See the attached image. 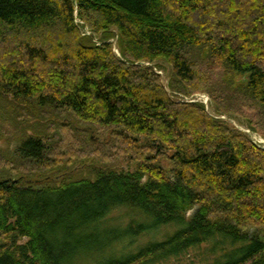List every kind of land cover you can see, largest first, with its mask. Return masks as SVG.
I'll list each match as a JSON object with an SVG mask.
<instances>
[{
    "label": "trees",
    "instance_id": "16d2710c",
    "mask_svg": "<svg viewBox=\"0 0 264 264\" xmlns=\"http://www.w3.org/2000/svg\"><path fill=\"white\" fill-rule=\"evenodd\" d=\"M194 93L264 138V0H0V264H264V149Z\"/></svg>",
    "mask_w": 264,
    "mask_h": 264
},
{
    "label": "rangeland",
    "instance_id": "374dc122",
    "mask_svg": "<svg viewBox=\"0 0 264 264\" xmlns=\"http://www.w3.org/2000/svg\"><path fill=\"white\" fill-rule=\"evenodd\" d=\"M77 23H80V22L77 21ZM82 33H83V35L90 34V32L87 30L86 27L84 29H82ZM110 42L113 43L114 52L116 54H119L118 49L116 47V37L110 39ZM155 63L158 64V66H161V68L160 69L157 68L156 71L160 75L162 85L170 93V90L168 88V82H169V79L171 77V67L161 60L156 61ZM227 79L232 81L234 83L233 85L237 86L241 82H246L247 76L243 77V76H239L236 74H231V75L227 76ZM173 99L176 101L180 100V101L202 103L205 107V110L211 116L215 117L216 119H220V120L226 122L228 125L233 126L237 129L243 131L245 134H247V136L250 138V140L254 144L259 145V146H261V145L264 146V138L259 136L257 133L250 132L249 129L246 128V123L242 119L241 116L237 115V113H225V112L223 113L222 111L217 110L215 104L212 102V100L210 99L208 94H206V93H194L193 95H190V96H183V95L177 94V97H174ZM64 122L65 123L68 122L67 119L64 120ZM11 123L13 124V121H11ZM73 125H75V124H73ZM76 125H78V124L76 123ZM4 130H6L7 132L4 133L5 138H0V154H1L0 155V168H7V166H9V165L5 166L3 164V162H5L7 164L11 161L10 159L13 157L12 151L15 148V144H16L14 142V136L15 135L13 133H15V132L12 128V125L11 126H9V125L4 126ZM98 133H99V135L96 134L95 132L90 131L91 139L93 141H97L100 143L101 142L106 143V140L109 137V134L104 137L103 133H101V132H98ZM61 135L63 136L62 141L59 143L58 142H52L50 144V146L53 149V151H56L59 148H61L60 151H62L64 153V155H62V156L67 157L68 154H65V153L67 151L68 143L71 141L70 139H72V138H69L68 135L65 134V132H62ZM95 136L101 137L102 140L96 138ZM76 155H78V153H76ZM96 155H98V154L94 153V156H96ZM78 157L85 159L84 161H86V162H84V163H86L87 166L83 167L82 165L75 164L68 172L66 171L68 173L67 174L68 176L73 175V174L76 176L88 175L86 168H88L90 161H92V159H91L92 156H84L81 154V155H78ZM162 163L164 166H167L166 161H163ZM57 178H58V176H57ZM189 216L190 215L187 214L188 218H189ZM172 230L173 229L170 227L158 229V231L155 233V236L159 239H162L165 234L171 233ZM204 249H205V247L201 246V247L190 250L187 254L180 257L179 259L171 258V259H168L165 261L162 260L160 262H156L155 264H208V258H210V257L207 256Z\"/></svg>",
    "mask_w": 264,
    "mask_h": 264
},
{
    "label": "built area",
    "instance_id": "2783aa9c",
    "mask_svg": "<svg viewBox=\"0 0 264 264\" xmlns=\"http://www.w3.org/2000/svg\"><path fill=\"white\" fill-rule=\"evenodd\" d=\"M261 146H262V145H261ZM261 146H260V147H261ZM262 147H263V149H264V146H262ZM262 147H261V148H262Z\"/></svg>",
    "mask_w": 264,
    "mask_h": 264
},
{
    "label": "bare ground",
    "instance_id": "6f19581e",
    "mask_svg": "<svg viewBox=\"0 0 264 264\" xmlns=\"http://www.w3.org/2000/svg\"><path fill=\"white\" fill-rule=\"evenodd\" d=\"M185 99V98H184Z\"/></svg>",
    "mask_w": 264,
    "mask_h": 264
}]
</instances>
